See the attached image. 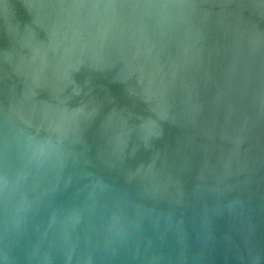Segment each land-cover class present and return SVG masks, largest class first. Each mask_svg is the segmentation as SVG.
Masks as SVG:
<instances>
[{
  "label": "water",
  "instance_id": "water-1",
  "mask_svg": "<svg viewBox=\"0 0 264 264\" xmlns=\"http://www.w3.org/2000/svg\"><path fill=\"white\" fill-rule=\"evenodd\" d=\"M0 264H264V0H0Z\"/></svg>",
  "mask_w": 264,
  "mask_h": 264
}]
</instances>
